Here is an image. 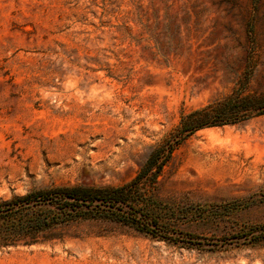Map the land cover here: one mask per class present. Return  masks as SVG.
Wrapping results in <instances>:
<instances>
[{"label": "rangeland", "instance_id": "obj_1", "mask_svg": "<svg viewBox=\"0 0 264 264\" xmlns=\"http://www.w3.org/2000/svg\"><path fill=\"white\" fill-rule=\"evenodd\" d=\"M252 65L264 93V0H0V199L130 182ZM141 185L113 207L135 224L35 207L61 221L0 264H264V115L196 131Z\"/></svg>", "mask_w": 264, "mask_h": 264}, {"label": "trees", "instance_id": "obj_2", "mask_svg": "<svg viewBox=\"0 0 264 264\" xmlns=\"http://www.w3.org/2000/svg\"><path fill=\"white\" fill-rule=\"evenodd\" d=\"M247 32L253 57L257 46L253 21L248 23ZM253 72L254 66L252 65L227 97L213 100L182 114L175 129L168 138L151 150L139 173L130 182L120 186L101 188L53 187L30 191L23 196H15L9 200L0 199V247L17 245L19 241L33 243L40 232L61 221L56 220L54 216H41L32 211L38 206L56 205L62 214L78 213L84 211L85 207L92 206L91 210L100 209L98 211H101V217L135 224L132 220L117 216L113 207L131 206L134 194L141 188L142 182L149 180L154 184L174 150L184 140L206 127L238 124L264 115V93L253 92L249 88ZM102 205L103 208H101Z\"/></svg>", "mask_w": 264, "mask_h": 264}]
</instances>
